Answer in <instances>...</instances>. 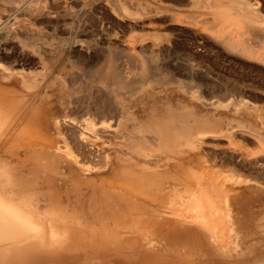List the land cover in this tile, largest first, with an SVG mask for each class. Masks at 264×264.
<instances>
[{
    "label": "bare ground",
    "instance_id": "bare-ground-1",
    "mask_svg": "<svg viewBox=\"0 0 264 264\" xmlns=\"http://www.w3.org/2000/svg\"><path fill=\"white\" fill-rule=\"evenodd\" d=\"M252 4L195 7L224 49L264 62L251 42L264 44L263 5ZM43 20L0 15V204L21 210L0 211V264H240L210 247H230L232 212L251 208L260 180L255 91L203 89L145 57L128 76L111 51L100 61L76 37L65 47Z\"/></svg>",
    "mask_w": 264,
    "mask_h": 264
},
{
    "label": "rangeland",
    "instance_id": "rangeland-1",
    "mask_svg": "<svg viewBox=\"0 0 264 264\" xmlns=\"http://www.w3.org/2000/svg\"><path fill=\"white\" fill-rule=\"evenodd\" d=\"M24 1L29 3L31 0ZM33 1L32 5L39 4V7H42L43 10L34 12V7H31V11L25 10L19 6L15 7L8 0H0V15L4 14V11H9V14L16 13L19 18L34 19L39 17L42 20L44 19L45 21H43L46 24H54V28L48 30L50 34H62L61 37L66 43L65 47L67 44H73V41L76 43L77 40L78 46L80 43L82 46L87 44L83 47L84 50L90 48L89 52L92 55L99 56L96 58H101L100 61L104 59L103 55L106 57L111 51L110 53L116 57L115 65L124 73L126 72L128 76L131 75L128 71L134 69L129 70L127 66L130 65L128 68H137V60H142L145 57V60H143L155 68L166 69L168 65L170 69L167 67V70L172 69V72H174L176 69L174 73H178V70H181L182 73L186 72L185 75L183 74L186 77L185 80L197 81L195 78L198 79L200 76L198 80L202 82L203 89L216 87V89L223 91L229 84H231V87L243 86V89L249 91L252 89L260 99L257 100V96L255 99L249 95L245 96V99L247 97L254 98V105L257 108L256 113L262 116L255 114L251 121H254L257 133L264 136V62H256V60L241 57L224 49L212 37L211 33L203 28V22L207 18L211 19V14L208 9L203 10L195 7V3H199V0H179L181 3L178 0H150L152 4H144L146 0H139L140 3H138V0ZM251 3H256L251 6L258 12L263 7V13L261 11L260 14L264 17V0H255V2L251 0ZM260 4L263 6H259ZM124 6L128 11L131 10L129 12H137V17L130 16L129 19V14L127 15V12L124 14L125 10H121L124 9ZM191 16L194 18L193 20L190 18ZM154 28L155 30L159 29L158 34H160L161 41L154 38V34H152L153 37H150L149 34L155 31ZM72 37L74 39L76 37V40ZM151 39L153 41L158 40V42H152ZM255 41L257 40L251 41L255 49L259 48V50L262 49L260 51H263L264 44ZM167 42L168 44H166ZM92 50L94 53L91 52ZM148 54H151V57L147 56ZM152 55L155 58L158 57V60L160 58L161 61L157 62V59L154 60ZM137 57L138 59H136ZM130 59L133 63L135 61L136 65L131 63ZM130 63L135 66L133 67ZM193 75H195L194 79ZM199 82L197 81V83ZM260 90L263 95L260 94ZM218 113L223 112L219 110ZM251 141L248 147L256 151L257 163L254 166L260 179L259 182L255 183L252 191L254 197L251 200L252 206L245 211L232 212L233 218L240 220L241 223L233 225L230 247L223 248V251H220L211 246L210 250L217 252V254H213H216L215 256L219 258L237 259L240 264H264V184L260 183V181H264V143L255 137ZM226 235L228 234L226 233ZM201 254V256L206 255L205 258L201 257L203 262L209 263L206 258L207 254L203 252Z\"/></svg>",
    "mask_w": 264,
    "mask_h": 264
},
{
    "label": "clouds",
    "instance_id": "clouds-1",
    "mask_svg": "<svg viewBox=\"0 0 264 264\" xmlns=\"http://www.w3.org/2000/svg\"><path fill=\"white\" fill-rule=\"evenodd\" d=\"M0 211H6L10 216L19 218L21 216V210L12 206L0 204Z\"/></svg>",
    "mask_w": 264,
    "mask_h": 264
}]
</instances>
